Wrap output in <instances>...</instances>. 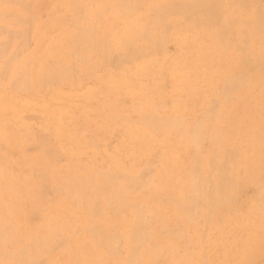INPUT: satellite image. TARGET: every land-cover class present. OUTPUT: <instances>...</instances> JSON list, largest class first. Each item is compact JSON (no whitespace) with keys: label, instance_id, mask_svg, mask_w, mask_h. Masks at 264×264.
I'll use <instances>...</instances> for the list:
<instances>
[{"label":"rangeland","instance_id":"374dc122","mask_svg":"<svg viewBox=\"0 0 264 264\" xmlns=\"http://www.w3.org/2000/svg\"><path fill=\"white\" fill-rule=\"evenodd\" d=\"M259 2H261V4H264V0H260ZM103 3L104 2H99L98 4L100 11L98 8L94 9L95 12L99 11L97 14H100V16L98 17V15H93V17L100 24L99 30L101 35L108 36L111 40L114 37L116 39V37L119 36L118 33H120L117 50L115 49L111 53L112 48L116 44L111 46L109 48V52H107V54H104L107 55L105 56L106 58L102 57L101 53L94 52V49L91 48L89 44L86 45L87 47H85L87 49L84 48L85 50L83 49V51H77L78 53L76 51H73L75 53H72L68 48L69 44H66L67 42L63 45L61 44L64 41H62L59 33L64 30V25L66 30L67 22L65 23L64 20H60L58 24L56 22L58 20L57 16L61 14L62 11V8L60 7L53 6L50 8H46L45 6H43L41 7L42 9H40V7L39 9H37L38 7L31 8L29 13L32 15L35 14V16H32V18H35L33 20L22 19L24 22H19L20 19H18L19 21H17L15 19L17 17H15V15L13 14L12 16L9 14L10 17H7L9 16L8 14L7 16L5 15V17L7 18H5L4 16L0 17V31L3 30L5 32L3 33L1 31L0 33V45L3 46V48L2 46H0V52L2 51L0 53V56H3V53H6V57H4V55L0 58V60H2L0 61V69L2 68L0 71L4 72L3 74L0 73V84L2 85H0V94L5 95H0V100H2L1 98L5 97V99L2 101H6L8 99V101H12L13 103H8L6 107L3 108L6 109V111L0 112V119L2 115H5V117L0 120V130L3 131V135L0 132V237L7 238L4 241L2 240L3 250L6 253L3 257H6V259L0 257V264H15L12 263L11 260L12 257L15 258L17 256L16 254L21 253L16 252L18 245H25L24 247H26L27 245V248L29 247L30 249H33L31 247H34L35 249L37 248V250L40 251H36V257H34L35 259L33 260L34 262L31 261L33 264L37 261L38 262L36 264H130L128 263V261L126 262V258L129 255V252L133 249L131 247H133L134 245H127L124 228H129V226L131 225L129 221H132V219L136 221L135 216L137 215L138 211L135 214V209H138L139 207L142 208V206V209H138L139 212L141 211V215L140 218L137 215V218H139L137 219V221H139L141 224L143 221L142 216H144L145 214L142 225H145L147 229H149L148 232H150L149 234L152 237L149 236V239L145 240L146 238L142 237L143 234H140L139 240H143V244L146 245L140 246V250L137 245L134 246L140 258L139 262L141 263L139 264H181V262L182 264H185L186 260L187 263H189V260L191 258H193L190 262L192 264H208V262L209 264H221V261L223 259H226L225 261L228 260V264H231V262L232 264L233 262L234 264H264V230L258 229L261 226L260 222H258L259 220L261 221V218L258 220L259 208H257L256 206L259 204V202L260 204L264 202V183L262 184V186L260 184H256V187L259 186V189H256L255 185L253 186L255 182L250 180L248 182L249 184H241V179L242 182L246 179L248 180L247 171L245 167L241 165L243 169L239 167L237 169V173L235 174L236 182L238 185L241 184V187L239 186L237 190H235V198L230 205H225L222 208H218L219 210L217 209L216 212H213V214H211V223L207 219L209 221L208 224L205 217H203L202 215H194V211H192V213L191 211H189L188 213L193 215L190 216L188 214L189 217H185V219H183L184 217L180 214H183V212L177 213L176 210L179 209V207L174 203L171 204L169 198H171V196H173V198L175 197L177 200L181 198V191H185L188 188L189 184L188 182H182V184L177 183L184 181L183 179H181V176L184 178H188V176L190 175V168L188 164L193 157L197 155H200L199 158H201L203 155L210 156L209 153L212 150V147L210 145L211 142L209 139H203L204 141L203 143H201L202 145L199 147V150H197L193 146L194 144H190V141L189 143H186L185 141H178L176 138V133L173 132L174 129L170 130L168 129V127L167 129L171 132L169 131L167 133H160L159 131H157V129L153 128L152 126L150 127L145 121H142L141 119L143 115H147L148 113L153 114L154 110H160L156 114L160 115L161 118L168 119L172 115L176 116L175 118L177 120H175V124L178 122L181 123V121L182 124H190L194 119H197V121L201 119L206 121L207 119L203 118L207 117V115L210 114L207 113L208 111H205L207 107L209 109V104H207V99L205 97L210 99L213 95V91L210 88L208 90L205 88L206 85L202 82V73L200 71H204L206 69V71L204 72H208L207 74H211L212 71L216 69L217 65H224V58L228 55V52L230 53V49L223 48L221 50H218V53L221 56L220 58L219 56H217L216 58V50L207 47L208 45H210V41L208 40L209 37H207V35L205 36V33L201 30V28H198V26L187 27V25L184 24L181 26V24H173L172 22H167L165 24L167 27L169 26L167 29H165V33H163L160 29L156 30V38L160 35V39L157 38L156 40V42L158 41V43H154V39V41H147L145 38L143 39V37L140 36L138 37V39L136 38L133 41L126 43L127 46H124L126 44H122L121 37L123 36L124 32V24H122V20H130L128 29H132L135 24L139 22H144V25L148 24V19H144L145 17L143 18V14L147 11L146 5L134 6L135 10L131 7L130 12L133 14L127 13L128 15L125 14V16L122 15V13L121 16H119L118 13L112 12L109 6H105ZM135 7L138 8L136 9ZM255 8L259 11L258 7ZM28 10L29 9L27 8L25 9L26 13L28 12ZM136 10H138V13L140 12L142 14L137 15ZM77 13L80 14H77L79 20L83 22L85 15H82V10L77 11ZM79 16H82V19ZM225 16L229 17L230 15L228 13H225ZM262 16L264 18V13L260 16L261 20ZM2 19L4 22L2 21ZM118 19H120L119 22ZM25 21L28 22V24L31 23L29 24L31 27L33 24V27L30 28V30L28 29L30 26H27V23H25ZM2 22L7 24H3ZM20 23L21 25H19ZM263 24L264 23H262V25ZM10 25L12 27L14 26L15 29ZM140 25L144 26L143 24ZM262 25H260V27ZM25 26L27 27L25 28L26 30L23 29ZM5 27H8L10 31H5ZM262 27H264V25ZM262 27L260 28L261 31L262 29H264ZM11 29L12 31H14L13 35H11ZM16 30H25L24 34H27L26 36H24L22 32H16ZM29 31L31 32V34H29ZM197 33L198 35H196ZM18 34L21 37H19ZM49 34L53 36L47 38V35ZM28 35H30V38L28 37ZM161 35H164L168 41L165 40V38L161 39ZM15 36H18L19 40H17L18 37ZM7 38L8 40L6 41ZM24 38L27 41H25L27 48L25 47V42L23 44V40H25ZM54 38L56 41L54 40ZM39 40L44 44L39 45ZM117 41L118 40H115V42ZM18 42L22 44H19ZM4 43L6 45L8 44L10 47L8 45L4 46ZM42 45L43 47L41 49L43 51L50 49L52 52L63 53V55L67 57L66 60L61 62L60 64L62 66V72L58 75L59 78L55 75L57 74L56 72H53L56 76H54V78L52 77L53 80L49 78L50 76L47 77L43 75L44 78L46 77V82L44 81V79L43 81L38 80L41 79V76H39L37 72L31 71V64H33L32 61L35 60L34 62H36V60L38 61L41 59L38 55V49L39 46L41 47ZM63 46L65 49L63 48ZM149 46L152 48L151 50ZM120 47L122 50L120 49ZM22 49L26 50L23 51ZM132 49L134 50L132 51ZM19 51H21V55L19 54ZM128 51L130 52V54ZM12 52H15V54ZM16 52L18 53L17 55ZM11 53L12 55L14 54L13 58L15 56L16 57L14 58L15 61L14 59H11L8 65L5 62L7 60V57H9ZM67 53H70V56L66 55ZM76 53L82 56H75ZM140 53L141 55L139 56L142 57L139 58V56L136 55ZM87 54H89V56ZM126 54H129L127 56L128 58L126 57L127 59L124 58ZM50 56L51 54L42 59V63L46 68L54 66L59 62L57 56L53 54L51 57ZM80 57L83 61L79 59ZM84 57L87 58V62H84V59H86ZM9 58H12V56H10ZM103 58L106 60H104ZM118 58L119 60H117ZM52 59L54 60L52 61ZM103 60L105 64L103 63ZM20 62L22 64H20ZM71 62L74 64V66ZM53 63L55 64L52 65ZM201 63H205L203 67H201ZM63 64L65 65L63 66ZM163 66L164 69H162ZM171 66L173 69L171 68ZM70 67L72 71H68ZM123 67H125V69ZM22 68L24 70H22ZM73 68L75 69L73 70ZM185 68H193L195 74L193 73L194 75L191 77L192 81L190 83V86L186 87L185 84H183L182 86H184L185 88L181 87V89H178L177 92V86L173 83L174 78L177 75H180L179 72L185 70ZM127 69L131 72L130 78H128L129 76L126 77V75L124 74ZM63 70L65 73H67H63ZM20 71H22L23 73H19ZM167 71L168 73L165 74V72ZM30 72L34 74L31 76ZM70 72L72 73L70 74ZM5 73H7V76L5 75ZM49 74L52 73L50 72ZM10 75L12 78L10 77ZM64 75L67 78L64 77ZM165 75L167 76L165 77ZM24 77L27 80V83ZM124 77H126L125 80ZM12 79L14 81L13 83L11 81ZM179 79L180 82H183L184 80L182 76L179 77ZM10 84H17L16 87L18 88V90L17 88H14L15 86L13 87ZM174 86L175 88L173 91ZM11 87H13V89H11ZM141 89L143 92L140 91ZM233 90L236 93H240L243 91L242 86L240 87V85ZM233 90L230 94V97H233L236 94ZM175 92L177 93L178 97L175 96ZM21 93H23L24 95ZM173 94L176 99L174 96L171 97V95ZM13 95L18 96L19 98L21 97L22 99L20 98L19 100H15V97H13ZM180 95L181 98L179 97ZM11 96L13 97V100ZM23 97L28 99L26 100ZM165 98L169 100H166ZM178 98H180V100ZM175 101L177 103H175ZM231 101L232 100H230L228 105L225 107L220 103V105L215 104L216 106H210V109L217 111L219 109L218 107L221 106L220 111L223 110V108H226L227 110H231L232 108L234 110L235 116L234 119H231V121L234 123L230 122L229 124L223 121L218 127H223L224 123L226 124V126L229 124L232 127V130L234 129L233 133H235V141H239V144H243V139L245 138L244 136H246L247 134L246 130L247 128L249 129V125L251 122L249 118H264V105H262V107H259V112L262 117H260L258 114V116H256V113L251 114L250 112L247 116H244L245 105L247 103L242 99H237L235 102ZM248 102L252 103L253 101L249 99ZM141 104L145 106H142ZM136 107L137 109L135 110ZM160 108H163V110H161ZM175 108H177V113H174ZM172 109L173 112L170 111ZM212 110L210 111L212 112ZM11 117L14 118L11 119ZM178 118L180 120H183L180 121ZM251 123V125H253V123L256 124L255 121H252ZM233 126H235V128ZM139 127L140 129L147 131L145 133L140 131L137 132L136 128ZM136 133L137 135H135ZM164 134L166 136H164ZM5 135L8 137L9 135L13 136L9 139L10 141H7L8 139L3 137ZM140 135L146 137H142ZM90 139L93 140V143ZM40 140L41 143L39 142ZM226 141L224 142L226 144V147H228L227 144L230 145L231 143L228 140ZM177 145L179 146L177 147ZM50 147L53 148L50 149ZM45 149L48 151H46ZM49 151L50 153L52 151V155H49ZM214 151L216 152V150ZM46 152L48 154L45 155ZM156 155L158 156V158ZM162 156H165V158ZM240 156L241 158H244L241 153ZM148 164H150L151 169L150 166L149 168L145 166ZM236 164V162L231 161V167L229 169L230 172L235 169ZM212 170L214 171V175H217V173L218 175L227 173V169H224L222 174H220L221 170L216 167H214ZM120 172L123 174L121 175L125 176L127 179L125 177L122 179V176L121 178H119ZM96 173L98 175H96ZM115 173H117V176L119 175L118 178ZM108 174L114 175V177L111 175L113 179H115L113 180L115 187H113L116 189L117 186V189H122V191L124 192L123 197L125 200L121 201L118 204V208H116L117 206L114 205V202H111V206L110 204L99 205L96 208L92 207L90 210L88 205H91L98 199H93L92 187L90 188L85 184L78 183V181L85 180L86 177L91 178L93 175L92 179L94 178L93 180L98 184V186H102L103 184L101 183H104L106 181V176ZM138 176L140 178L138 182H136ZM148 176L150 179L147 178ZM131 177L134 179V181L133 179L130 180ZM135 177H137V179ZM128 180L133 183L131 184ZM60 181L65 182L66 185H60ZM143 181L144 183H142ZM123 185H128V189ZM175 186L178 187V189H176ZM68 188H71L72 190ZM246 188H248L247 191ZM256 190L259 191V194L262 193L263 195H259L258 191ZM41 191H43L44 193ZM71 191L73 195H69ZM78 191L80 194H78ZM76 193L79 198L76 197ZM177 194L179 195V197ZM96 196L102 197L101 192H96L95 197ZM236 196H238L237 199ZM257 196H259V198ZM175 198L173 200H175ZM177 200L173 202H176ZM182 200L184 201V199ZM182 200H180L179 203H183L184 207L187 206V202H182ZM130 203H132L133 207H130ZM172 205H175L176 207ZM180 207H182V205ZM208 207L211 208V206ZM233 208H235V212L232 210ZM93 209L99 210L94 211ZM142 210L146 212H143ZM184 216H186V214ZM189 218L191 219V222L188 220ZM245 218H247V222ZM122 220L129 221L122 222ZM194 220H197V222ZM205 223L207 226H203ZM252 223L253 225H251ZM5 225L8 226V230L6 229ZM88 225L91 227H89ZM163 225L164 228H162ZM175 225H178L179 227H174ZM218 225L220 227H218ZM247 225L251 228L246 227ZM172 226L176 231L180 230L178 234L175 231L173 232L175 236H170L171 238L169 237V235L164 237L165 235H163L161 231L168 230L169 227ZM111 227L114 228L113 232H111ZM50 228L52 229V231L50 230ZM183 229L185 232L183 231ZM214 229L215 232L213 233ZM91 230H96V233H98L101 238H98V240L95 238L93 239L90 236L92 235ZM116 231L117 234L115 235V238H117L119 241L115 239L116 242L114 244L116 248H114V244L113 248H111L112 245H110L111 243L108 239L109 237L114 236ZM210 232L212 234H210ZM207 235L209 236V240L204 238ZM199 236L203 237V239L199 238ZM199 239L202 240V242L203 240H205L204 245H207L204 246ZM46 241H48L49 243ZM184 241L190 246L188 247V245L186 244V247ZM51 242L53 247H51ZM94 242L95 245L93 244ZM251 242L254 243L251 244ZM38 243H40L41 245V250L39 249ZM96 243L100 245H96ZM117 243L118 245L120 243L121 246H118L120 247V249H118ZM155 245H161L166 248L168 246L170 247H168L167 249H163L164 252L162 250L158 252L160 254V256H158L159 254L154 253ZM221 245H223V247ZM172 246H178L177 251H175L173 255L172 250L174 252V250L176 249H172ZM24 247L22 248V253H24ZM149 247L152 248L150 249ZM35 249H33V251H35ZM190 249L191 253L189 252ZM243 250H246V253L242 255ZM198 251L200 252L198 253ZM204 251L206 253H204ZM12 252L13 254H11ZM141 252L143 255H141ZM9 253L10 255H7ZM168 253L169 255H167ZM156 254L158 258L154 257L156 256ZM203 255H206V260L203 259ZM220 255L224 256L221 257ZM7 256H10V259H8ZM195 258L198 261L195 262ZM43 259L45 261H43ZM31 262H28V264H32Z\"/></svg>","mask_w":264,"mask_h":264},{"label":"bare ground","instance_id":"6f19581e","mask_svg":"<svg viewBox=\"0 0 264 264\" xmlns=\"http://www.w3.org/2000/svg\"><path fill=\"white\" fill-rule=\"evenodd\" d=\"M260 0H0V17H5V15L7 16V14L11 15H15V18L17 21H19L18 19H20L19 22H24L22 19H31L33 20L34 18H32V16L35 14H30V10L31 8H36L38 7L37 9H42L41 7L45 6L46 8H50V7H53V6H57V7H60L62 8L61 10V14H59L57 16V24L59 23L60 20H64L66 25H67V28L65 30V25H64V30H62L60 33H59V36L61 37L62 41H64L63 43H61L62 45L65 44H69V50L72 52V53H75L73 51H80L87 47L86 45H90L91 48L94 49V52H98V53H101V56L102 57H105L107 55H104V54H107V52H109V48L111 46H113L114 44H116L112 50H111V53L116 49L117 50V47H118V42H119V36H120V33L118 37H115L113 39L110 40V38L108 36H103L101 35L100 33V28H99V23L98 21L93 17L94 16H97L98 12L100 11V8L98 7V4L99 2H104L103 4L105 6H109L110 10L114 13H118L119 16L122 15H125V14H129L131 13L130 12V8L132 7V9H134V6H140V5H146V12L143 14V18L144 19H148V24L144 25V22H139V23H136L135 26L132 28V29H128V25L130 23V20H122V24H124V32H123V36L122 37V44H126V43H129L131 41H133L134 39H138V37H143V39L145 38L147 41L148 40H152L155 42L154 43H158V41L156 42L157 38L160 37L155 36V32L156 30L160 29L163 33H165V29H167L168 27L165 25L167 22H172L173 24H181V26L184 24V25H187V27L189 26H198V28H201V30L205 33V36L207 35V37H209V41H210V45H208L207 47L210 48V49H214L216 50V58L217 56H219L220 58V54L218 53V50H221L223 48H228L230 49V53L228 52V55L225 56V60H224V65H217L216 66V69H214L212 71L211 74H207L205 73L204 71H206V69L204 71H200L202 73V82L203 84L206 85V89L208 90L209 88L213 91V95L211 96L210 99H208L207 97H205L207 100V104H209V109L207 107V109L205 110L207 113H209L210 115H207V117L203 118V119H207L206 121L205 120H198L197 119H194L192 120L193 122H191L190 124H182V121L183 119H179L181 121V123H174L175 120H177L175 117L176 116H171L170 118H161L160 115L156 114L158 113V111L160 110H154V113L153 114H150L148 113L147 115H143V117L141 118L142 121H145L150 127L152 126L153 128L157 129V131H159L160 133H167L169 132L171 129H174V133H176V138L178 141H185L186 143H189L190 141V144H194L193 146L199 150V147L202 145L201 143H203V141L205 139H209L210 142H211V147H212V150L210 151L209 155L210 156H206V155H201L202 157L199 158L200 155H197L195 157H193L190 161H189V168H190V175L188 176V178H184L181 176V179H183L184 181H181V182H178L177 184H182V182H188L189 186L188 188L184 191L182 190L181 191V198L180 199H176L175 197V200H177L176 202H173L175 200H173V196H171V198H169L171 204L174 203L176 204V206L179 207V209H177V213L178 212H183V214L186 216H184L182 213H180L183 217V219H185V217H189L192 216L193 214H198V215H202L203 217H205L207 223L209 224V221L212 217L211 214H213V212H216L218 208H222L224 207L225 205H230L232 202H233V199L235 198V190H237V188L240 186L241 187V184H249V180L250 181H253L255 182V184H253V186L255 185V187L257 185H261L264 183V118H249L250 121H255L256 124L253 123V125H251L252 123L250 122V125H249V129L247 128L246 132V136H244L245 138L243 139L244 142L243 144L242 143H238L236 142V138L234 137V134L233 133L234 129L232 130V127L229 125L231 121V119L233 118L234 119V116H235V113H234V110L231 108V110H227L226 108H223V110L220 111V107H218L219 109L217 111H214L212 109H210V106L212 105H220V103L222 105L227 106L229 101L232 100V101H236L237 99H242L244 100L247 104L245 105V115L244 116H247L249 114V112L252 114V113H256V116H260V112H259V107H262V105H264V29H262L261 31V27L264 25H262V23H264V18L262 16V20H261V15L264 13V4H261V2H259ZM103 5V6H104ZM29 6V7H28ZM255 7H258L259 11L255 8ZM29 9L28 12L26 13L25 9ZM95 8H98L99 11L98 12H95ZM136 9L138 7H135ZM33 10H36V9H33ZM79 10H82V15H85L84 16V21L81 22L77 16L80 15L79 13H77V11ZM107 10V9H106ZM135 10V9H134ZM39 11V10H38ZM138 10H136V13L137 15H141L142 13H138L137 12ZM34 12V11H32ZM37 12V11H36ZM35 12V13H36ZM263 12V13H261ZM101 13V12H100ZM225 13H228L230 16L229 17H226L225 16ZM127 14V15H128ZM133 14V13H131ZM7 16V17H10ZM37 15V14H36ZM135 15V14H134ZM100 16V14L98 15V17ZM126 16V15H125ZM5 17V18H7ZM29 17V18H27ZM80 17V16H79ZM82 17V16H81ZM80 17V18H81ZM3 18V19H5ZM94 18V19H93ZM101 18V17H100ZM99 18V20H100ZM142 18V19H143ZM2 19V21H3ZM14 19V20H15ZM82 19V18H81ZM98 19V18H97ZM128 19V18H127ZM27 20V21H28ZM120 19H118V22H119ZM15 21V22H17ZM4 22V21H3ZM2 22V23H3ZM7 22V20H6ZM9 22V21H8ZM17 22V23H19ZM31 22H35V21H31ZM25 23H27V26L31 23L28 24V22L25 21ZM3 24H7V23H3ZM16 24V23H15ZM14 24V25H15ZM140 24H143L144 26L140 25ZM21 25V23L19 24ZM25 25V24H23ZM53 25V24H52ZM168 25V24H167ZM260 25H262L260 27ZM11 26V25H10ZM9 26V27H10ZM30 26V25H29ZM54 26V25H53ZM63 26V25H62ZM180 26V25H179ZM12 27V26H11ZM32 27H33V24H32ZM31 26L28 28L30 30V28H32ZM38 27V26H37ZM166 27V28H165ZM185 27V26H184ZM14 28V26L12 27ZM18 28V27H17ZM16 28V29H17ZM21 28V27H20ZM27 28L26 26L23 28L25 29ZM63 28V27H62ZM172 28V27H171ZM174 28V27H173ZM196 28V27H195ZM264 28V27H262ZM1 29V28H0ZM5 31L9 32L10 30L8 29V27L4 28ZM15 29V28H14ZM19 29V28H18ZM22 29V28H21ZM114 29V28H113ZM197 29V28H196ZM9 30V31H8ZM26 30V29H25ZM24 31H18L16 30V32H22L24 36H26V34H24ZM34 30V29H33ZM41 30V29H40ZM173 30V29H172ZM176 30V29H175ZM178 30V29H177ZM3 33H5L3 30H1ZM0 31V33H1ZM119 31V30H118ZM167 31V30H166ZM184 31V30H183ZM200 31V30H199ZM11 32L13 35L14 31H12L11 29ZM27 32V31H26ZM38 32V31H37ZM117 32V30H116ZM21 33V35H22ZM39 33V32H38ZM167 33V32H166ZM20 34V33H19ZM18 34V35H19ZM29 34H31V32L29 31ZM42 34V32H41ZM51 34V33H50ZM47 35V38L50 37V36H53V35ZM142 34V35H141ZM178 34V33H177ZM203 34V33H202ZM2 35V34H1ZM15 35V34H14ZM45 35V34H44ZM115 35V34H113ZM198 35V33L196 34ZM204 35V34H203ZM8 36V35H7ZM10 36V35H9ZM30 35H28L29 37ZM38 36V35H37ZM46 36V35H45ZM44 36V37H45ZM11 37V36H10ZM15 37H18V36H15ZM19 37H21L19 35ZM19 37L17 38V40H19ZM41 37V36H40ZM39 37V38H40ZM59 37V38H60ZM198 37V36H197ZM12 38V37H11ZM26 38V37H25ZM24 38V39H25ZM30 38V37H29ZM156 38V39H155ZM165 38V40H167L168 38V34H167V38L164 36V35H161V39ZM13 39V38H12ZM11 39V40H12ZM27 39V38H26ZM23 40V44L24 42L26 41ZM52 39V38H51ZM58 39V38H57ZM154 39V40H153ZM160 39V38H159ZM158 39V40H159ZM199 39V38H198ZM8 40V38L6 39V41ZM28 40V39H27ZM55 40V38H54ZM52 40V41H54ZM60 40V39H59ZM115 40H118L117 42H115ZM164 40V41H165ZM200 40V39H199ZM1 41V39H0ZM5 41V40H4ZM42 41V39H41ZM56 41V40H55ZM114 41V43H113ZM121 41V40H120ZM146 41V43H147ZM162 41V40H161ZM168 41V40H167ZM20 42V41H19ZM18 42V43H19ZM22 42V41H21ZM27 42V41H26ZM26 42H25V47L27 48L26 46ZM40 42V40H39ZM163 42V41H162ZM161 42V43H162ZM16 43V42H15ZM46 43V42H45ZM55 43V42H54ZM152 43V42H151ZM160 43V42H159ZM19 44H22V43H19ZM28 44V43H27ZM40 44H44L43 42L39 43ZM50 44V43H48ZM52 44V43H51ZM60 44V45H61ZM163 44V43H162ZM193 44V43H192ZM199 44V43H198ZM4 46L6 45L5 43L3 44ZM8 45V44H7ZM6 45V46H7ZM59 45V44H58ZM61 45V46H62ZM156 45V44H155ZM161 45V44H160ZM2 46V45H0ZM9 46V45H8ZM17 46V45H16ZM19 46V45H18ZM37 46V45H36ZM46 46V45H45ZM51 46V45H50ZM57 46V45H56ZM65 46V45H64ZM63 46V48H64ZM124 46H127L124 45ZM130 46V45H129ZM163 46V45H162ZM10 47V46H9ZM43 47V45L40 47L39 46V49H38V55L40 56V60H36V62L32 61L33 64H31L32 68H31V71L32 72H37L39 74V76H41V79H38V80H42L44 79L45 81V78L43 77V75L45 76H50L49 78L52 79V77L54 78V76L56 75L58 78H59V74L62 72L61 71V62L65 61L67 57H65L63 55V53H60V52H52L50 49L48 50H45L43 51L41 48ZM133 47V46H132ZM150 47V46H149ZM156 47V46H155ZM160 47V46H159ZM1 48V47H0ZM3 48V46H2ZM20 48V46H19ZM18 48V49H19ZM47 48H48V45H47ZM53 48V47H51ZM55 48V47H54ZM59 48V47H58ZM89 48V47H88ZM123 48V46H122ZM144 48V47H143ZM207 48V49H208ZM21 49V48H20ZM62 49V47H61ZM65 49V48H64ZM87 49V48H85ZM84 49V50H85ZM121 49V47H120ZM127 49V48H126ZM152 48L150 47V50ZM161 49V48H160ZM191 49V47H190ZM4 50V49H3ZM14 50H15V47H14ZM23 50V49H22ZM26 49H24L23 51H25ZM30 50V49H29ZM37 50V49H36ZM34 50V51H36ZM122 50V49H121ZM131 50V49H130ZM129 50V51H130ZM134 49H132L133 51ZM142 50V49H141ZM156 50V49H155ZM154 50V51H155ZM162 50V49H161ZM206 50V49H204ZM60 51V49H59ZM62 51V50H61ZM127 51V50H126ZM125 51V52H126ZM128 51V52H129ZM136 51V50H135ZM2 52V51H1ZM0 52V53H1ZM63 52V51H62ZM131 52V51H130ZM129 52V54H130ZM138 52V51H137ZM135 52V53H137ZM140 52V51H139ZM163 52V51H162ZM193 52V51H192ZM191 52V53H192ZM210 52V51H209ZM15 54V52H12ZM12 53L10 54V56H12V58H9L7 57V60L5 63H7L9 65L11 59H14L13 56L14 54L12 55ZM31 53V52H29ZM36 53V52H35ZM71 53V54H72ZM78 53V52H77ZM75 54L78 55V56H82L80 54ZM134 53V54H135ZM158 53V52H157ZM156 53V54H157ZM197 53V52H196ZM18 53L16 52V55ZM19 54L21 55V51H19ZM28 54V52H27ZM51 54L57 56L59 62L54 65L55 63H53L52 65L54 66H50L49 68H46L45 65L42 63V59L49 56ZM92 54V53H91ZM103 54V55H102ZM119 54V53H118ZM129 54H126L125 55V59H127L128 55ZM133 54V55H134ZM148 54V53H147ZM211 54V53H210ZM5 55V56H4ZM37 55V56H38ZM66 55H69L70 56V53L66 54ZM73 55V54H72ZM71 55V56H72ZM89 56V54H87ZM132 55V54H131ZM141 55L140 54H137L136 56H139ZM159 55V54H158ZM194 55V54H193ZM197 55V54H196ZM3 56L6 57V53L4 54L3 53ZM2 55L0 56L3 57ZM23 56V55H22ZM29 56V55H28ZM33 56H34V53H33ZM50 56V57H51ZM73 56V57H75ZM113 56V55H112ZM121 56V55H120ZM118 56V57H120ZM72 57V58H73ZM123 57V56H122ZM127 57V58H126ZM142 57V56H139V58ZM199 57H202V56H199ZM198 57V58H199ZM211 57V56H210ZM19 58V57H18ZM17 58V59H18ZM49 58V57H48ZM86 58V57H84ZM106 58V57H105ZM115 58V56H114ZM81 61H83L81 59V57L79 58ZM104 59V58H103ZM197 59V58H196ZM207 59H210V58H207ZM21 60V59H20ZM28 60V58H27ZM31 60V59H30ZM54 59H52L53 61ZM106 60V59H104ZM104 60H103V63H104ZM119 60V58L117 59ZM121 60V59H120ZM192 60V59H191ZM212 60V59H211ZM2 61V60H0ZM9 61V62H8ZM15 61V59H14ZM44 61V60H43ZM87 62V58L84 59V62ZM91 61V60H90ZM102 61V60H101ZM143 61V60H142ZM171 61V60H170ZM201 61V60H200ZM209 61V60H208ZM215 61V60H213ZM24 62V61H23ZM76 62V61H75ZM79 62V61H78ZM106 62V61H105ZM152 62V61H151ZM206 62V61H204ZM28 63V62H27ZM72 63V62H71ZM196 63V62H195ZM203 63V62H202ZM201 63V64H202ZM211 63V61H210ZM12 64V63H11ZM20 64H22L20 62ZM30 64V63H29ZM28 64V65H29ZM73 64V63H72ZM105 64V63H104ZM103 64V65H104ZM193 64V63H192ZM205 64V63H204ZM201 65V67H203V65ZM208 64V63H207ZM1 65V64H0ZM14 65V64H13ZM27 65V64H25ZM24 65V66H25ZM49 65V64H48ZM65 64H63L64 66ZM78 65V64H77ZM195 65V64H194ZM200 65V64H199ZM198 65V66H199ZM209 65V64H208ZM5 66V65H4ZM3 66V67H4ZM30 66V67H31ZM47 66V65H46ZM70 66V65H69ZM74 66V64H73ZM76 66V65H75ZM166 66V65H165ZM173 66V65H172ZM171 66V68H172ZM180 66V65H178ZM177 66V67H178ZM19 67V65H18ZM26 67V66H25ZM28 67V66H27ZM93 67V66H92ZM143 67V66H142ZM200 67V66H199ZM200 67V68H201ZM5 68V67H4ZM7 68V67H6ZM125 69V67H123ZM170 68V69H171ZM175 68V67H174ZM2 69V68H1ZM0 69V70H1ZM16 69V67H15ZM75 68H73L74 70ZM164 69V66L163 68ZM161 69V70H162ZM173 69V68H172ZM171 69V70H172ZM176 69V68H175ZM196 69V68H195ZM203 69V68H202ZM201 69V70H202ZM11 70V69H10ZM22 70H24L22 68ZM26 70V69H25ZM65 70V68H64ZM63 70V73H65ZM68 70V69H67ZM123 70V69H122ZM161 70H160V73H161ZM170 70V71H171ZM5 71V69H4ZM8 71V70H7ZM68 71H72L71 70V67L69 68ZM94 71V70H93ZM125 71V70H124ZM173 71V70H172ZM197 71V70H196ZM26 72V71H25ZM52 73V74H49V73ZM53 72H56L57 74L54 75ZM0 73H4L3 71ZM19 73H23L22 71H20ZM31 73V72H30ZM62 73V74H63ZM67 73V72H66ZM65 73V74H66ZM72 72H70L71 74ZM168 73L165 72V74ZM173 73V72H172ZM180 75H177L175 78H174V85L177 86V92H178V89H181V87H184L182 86L183 84H185L186 87H189L190 86V83H191V77L195 74L194 73V69L193 68H185V70L183 71H180L179 72ZM194 73V74H193ZM7 73H5L6 75ZM18 74V73H16ZM34 74V73H33ZM31 73V76L33 75ZM49 74V75H48ZM124 74L127 76H129L128 78L131 77V72L130 70H126L124 72ZM171 74V73H170ZM4 75V76H5ZM23 75V74H21ZM26 75V73H25ZM69 75V74H68ZM198 75V74H197ZM201 75V74H200ZM210 75V77H209ZM7 76V75H6ZM9 76V75H8ZM55 76V77H56ZM167 75H165L166 77ZM184 79L183 82H180V79L179 77H181ZM11 77V75H10ZM64 77H66L64 75ZM90 77V76H89ZM126 77H124V80L126 79ZM171 77V76H170ZM1 78V77H0ZM12 78V77H11ZM10 78V79H11ZM14 78V76H13ZM16 78V77H15ZM32 78V77H31ZM30 78V79H31ZM63 78V77H62ZM67 78V77H66ZM25 79V77H24ZM33 79V78H32ZM64 79V78H63ZM163 79H164V76H163ZM172 79V78H171ZM201 79V78H200ZM4 80V79H3ZM20 80V79H19ZM18 80V81H19ZM26 80V79H25ZM49 80V79H48ZM53 80V79H52ZM59 80V79H58ZM1 81V80H0ZM12 83L14 82L13 79L11 80ZM10 81V82H11ZM16 81V80H15ZM33 81V80H32ZM56 81V80H55ZM142 81V80H141ZM162 81V80H161ZM173 81V80H172ZM200 81V80H199ZM46 82V81H45ZM54 82V81H53ZM60 82V81H59ZM201 82V81H200ZM217 82V83H216ZM7 83V82H6ZM17 83V82H16ZM26 83H27V80H26ZM55 83V82H54ZM172 83V84H173ZM182 83V84H181ZM197 83V82H196ZM5 84V83H3ZM20 84V83H19ZM44 84V82H43ZM159 84V82H158ZM180 84V85H179ZM1 85V84H0ZM11 86H15L14 88H17V84L14 85V84H10ZM30 85V84H29ZM156 85V84H155ZM164 85V84H163ZM240 87L242 86V89L243 91L242 92H235L233 89L237 86ZM2 86V85H1ZM20 86V85H19ZM145 86V85H144ZM168 86V85H167ZM173 86V85H172ZM13 87H11V89H13ZM5 88V87H4ZM22 88V87H21ZM174 88L175 86L173 87V91H174ZM185 88V87H184ZM194 88V87H193ZM6 89V88H5ZM10 89V90H11ZM204 89V88H202ZM263 89V90H262ZM9 90V91H10ZM18 90V88H17ZM199 90V89H198ZM232 90L236 93L233 97H230V94L232 92ZM14 91V90H13ZM29 91V90H28ZM142 91V89L140 90ZM146 91V89H145ZM180 91V90H179ZM262 91H263V94H262ZM11 92V91H10ZM27 92V91H26ZM143 92V91H142ZM141 92V93H142ZM193 92V91H192ZM5 93V92H4ZM128 93V92H127ZM170 93V92H169ZM176 93V92H175ZM174 93V94H175ZM7 94V93H6ZM23 94V93H21ZM20 94V95H21ZM164 94V93H163ZM172 94V92H171ZM171 95L172 96H174ZM181 94V93H179ZM178 94V95H179ZM0 95H4V94H0ZM19 95V94H18ZM24 95V94H23ZM203 95V94H202ZM208 95V94H207ZM5 96V95H4ZM9 96V95H8ZM27 96V95H25ZM177 96V93L176 95ZM174 96V97H175ZM184 96V95H183ZM12 97V96H11ZM15 97V100H19L20 98L18 96H14ZM13 97H12V100H13ZM29 97V96H28ZM44 97V96H43ZM178 97V96H177ZM181 98V95L179 96ZM25 98V97H23ZM180 98H178L180 100ZM197 98V97H196ZM2 100L5 99L4 98H1ZM7 99V98H6ZM22 99V98H21ZM26 99V98H25ZM28 99V98H27ZM26 99V100H27ZM31 99V98H30ZM144 99V98H143ZM166 99V98H165ZM171 99V98H170ZM176 99V97H175ZM187 99V98H185ZM204 99V97H203ZM251 99L253 102L250 103L248 102V100ZM0 100V112H5L6 109H3L6 107V105L8 103H12V101H8V99L6 101H2ZM11 100V99H10ZM160 100V99H159ZM166 100H169V99H166ZM165 100V101H166ZM178 100V101H179ZM182 100V99H181ZM201 100V99H200ZM172 101V100H170ZM177 101V100H176ZM175 101V103H177ZM202 101V100H201ZM231 101V102H232ZM34 102V101H32ZM31 102V103H32ZM163 102V101H162ZM180 102V101H179ZM185 102V101H184ZM193 102V101H192ZM195 102V101H194ZM233 102V103H234ZM19 103V102H18ZM23 103V102H22ZM232 103V104H233ZM13 104V103H12ZM167 104V103H166ZM235 104V103H234ZM245 104V103H244ZM142 105V104H141ZM215 105V106H216ZM23 106V105H22ZM142 106H145V105H142ZM147 106V105H146ZM155 106V105H154ZM163 106V105H162ZM167 106V105H166ZM208 106V105H206ZM214 106V107H215ZM32 107V106H31ZM148 107V106H147ZM182 107V106H180ZM232 107V106H231ZM26 108V107H25ZM60 108V107H59ZM164 108V107H163ZM163 108H160L161 110H163ZM184 108V107H183ZM199 108V107H198ZM205 108V107H204ZM212 108V107H211ZM217 108V107H216ZM29 109V108H27ZM63 109V108H62ZM61 109V110H62ZM137 109V107L135 108V110ZM168 109V108H167ZM215 109V108H214ZM153 110V109H152ZM166 110V109H165ZM179 110V109H178ZM193 110V109H192ZM212 110V112L210 111ZM216 110V109H215ZM48 111V110H47ZM63 111V110H62ZM61 111V112H62ZM171 112H173V109L170 110ZM23 112V111H22ZM64 112V111H63ZM181 112V111H180ZM184 112V110H183ZM191 112V111H190ZM10 113V112H9ZM20 113V112H19ZM47 113V112H46ZM174 113H177V108H175V111ZM194 113V112H193ZM14 114V113H13ZM12 114V115H13ZM170 114V113H169ZM168 114V115H169ZM258 114V115H257ZM11 115V114H10ZM16 115V114H15ZM167 115V114H166ZM224 115V117H223ZM264 115V114H263ZM128 116V115H127ZM146 116V117H145ZM203 116V115H202ZM201 116V117H202ZM5 115H2L1 119L4 118ZM10 117V116H9ZM18 117V116H17ZM115 117V116H114ZM239 117V116H238ZM8 118V117H7ZM14 118V117H11V119ZM121 118V117H120ZM125 118V117H124ZM224 118V119H223ZM236 118V117H235ZM0 119V120H1ZM144 119V120H143ZM36 120V119H35ZM91 120V119H90ZM137 120V119H135ZM178 120V121H179ZM225 121L227 123H229L227 126L226 124L224 123V126L222 127H218L220 126V124ZM234 121V120H233ZM14 122V121H13ZM137 122V121H136ZM144 122V123H145ZM142 123V124H144ZM234 123V122H232ZM133 124V123H132ZM178 124V125H177ZM1 125V124H0ZM127 125V124H126ZM172 125H173V128H172ZM149 127V128H150ZM169 127V128H168ZM235 128V126H233ZM146 128V127H145ZM170 130H168V129ZM144 129V128H143ZM251 129V130H250ZM137 132L140 131V132H143L145 133L146 131L145 130H142L139 128H136ZM135 130V131H136ZM1 134L3 135V131L0 130ZM171 132V131H170ZM149 133V132H147ZM159 133V134H160ZM137 135V133L135 134ZM13 135H9L8 136H3L4 138L8 139L7 141H10L9 139L12 137ZM142 136V135H140ZM162 136V134H161ZM164 136H166L164 134ZM168 136V135H167ZM237 136V135H236ZM43 137V136H42ZM128 137V136H127ZM142 137H146V136H142ZM37 138V137H36ZM238 138V137H237ZM160 139V138H158ZM204 139V140H203ZM43 140V139H42ZM46 140V139H45ZM91 140V139H90ZM230 141V145L227 144L228 147H226V144L224 141ZM242 140V141H243ZM93 140H91L92 142ZM41 143V140L39 141ZM43 142V141H42ZM177 142V141H176ZM209 142V143H210ZM227 142V141H226ZM39 143V144H40ZM93 143V142H92ZM91 143V144H92ZM179 143V142H178ZM185 143V145H186ZM46 144V142H45ZM155 144V143H153ZM152 144V145H153ZM180 144V143H179ZM189 144V145H190ZM93 145V144H92ZM176 145V143H175ZM179 145H177L178 147ZM47 147V146H46ZM162 147V146H161ZM175 147V146H174ZM176 147V148H177ZM190 147V146H189ZM53 148V147H52ZM50 147V149H52ZM151 148V147H150ZM44 149V148H43ZM48 149V148H47ZM49 149V150H50ZM46 150V149H45ZM216 150V152L214 151ZM48 151V150H46ZM244 151H245V154H244ZM218 152V153H217ZM49 155H52V151L50 153V151L48 152ZM47 152L45 153L48 154ZM55 153V152H54ZM176 153V152H175ZM240 153L242 154V156L244 158H241L240 156ZM163 154V153H162ZM48 155V156H49ZM132 155V154H131ZM157 156V155H156ZM165 158V156H162ZM161 157V158H162ZM176 157V156H174ZM51 158V157H49ZM158 158V156H157ZM163 158V159H164ZM171 158V157H170ZM199 158V159H198ZM55 159V158H54ZM154 159V158H153ZM231 161L233 162H236V166H235V169L230 172V167H231ZM150 162V161H149ZM164 162V161H163ZM118 163V162H117ZM241 165H243L247 171V174H248V180H244L242 182V179L240 180L241 184L238 185L237 182H236V177H235V174L237 173V169L239 167H241ZM149 168L150 164L148 165H145ZM1 167V166H0ZM216 167L218 169L221 170V173L224 171V169H227V173L223 174V175H214L213 174V168ZM234 167V166H233ZM118 168V167H117ZM147 168V170H148ZM242 168V167H241ZM95 169V168H94ZM146 169V167H145ZM150 169H151V166H150ZM149 169V170H150ZM243 169V168H242ZM96 170V169H95ZM116 170V169H115ZM142 170V169H141ZM166 170V169H165ZM189 170V169H187ZM122 171V170H121ZM143 171V170H142ZM146 171V170H145ZM208 171V172H207ZM94 172V171H93ZM118 173V172H117ZM117 173L116 176H117ZM122 173L120 172V176L119 178H121V175ZM141 174V172H140ZM150 174H153V173H150ZM189 174V173H188ZM96 175H98L96 173ZM106 175V174H105ZM104 175V177H105ZM113 177L114 175L111 174ZM111 175H107L106 176V181L101 184H103L102 186H98V184L92 179L91 175L90 177L91 178H85V180H79L78 183H81V184H85L87 186H89L90 188L92 187V192H93V199H98L96 200L95 202H93L91 205L89 204L88 207L89 209L91 210L92 207L96 208L98 207L99 205H108L110 204L111 206V202H114V205H116L118 208V204L121 202V201H124V197H123V194L124 192L122 191V189H117V186H116V189L114 188L115 187V184H114V181L115 179H113V177ZM145 175V174H144ZM184 175V174H183ZM115 176V177H116ZM117 176V178H118ZM142 176V175H141ZM146 176V175H145ZM152 176V175H151ZM125 176H122V179L124 178ZM36 178V177H35ZM116 178V179H117ZM126 178V177H125ZM130 178V177H129ZM137 179V177H135ZM139 176H138V179L136 182H138L139 180ZM146 178V177H145ZM148 179L149 176L147 177ZM41 179V178H40ZM122 179H118V180H122ZM127 179V178H126ZM133 178L131 177L130 180H132ZM144 179V177H143ZM147 179V180H148ZM116 180V181H118ZM58 181V179H57ZM75 181V180H74ZM126 181V180H125ZM124 181V182H125ZM129 181V180H128ZM134 181V179H133ZM150 181V180H149ZM40 182V181H39ZM76 182H77V179H76ZM131 184L133 182L129 181ZM128 182V183H129ZM252 182V183H253ZM77 183V184H78ZM127 183V182H126ZM140 183V182H139ZM144 183V181L142 182ZM141 183V184H142ZM251 183V184H252ZM60 185H66L65 182H59ZM67 184H70V183H67ZM114 184V185H113ZM123 184V183H122ZM125 184V183H124ZM136 184V183H135ZM146 184V183H145ZM257 184V185H256ZM75 185V184H74ZM137 185V184H136ZM135 185V186H136ZM147 185V184H146ZM114 186V187H113ZM124 186V185H123ZM133 186V185H132ZM185 186V185H184ZM69 187V186H68ZM100 187V188H99ZM125 188L127 187L128 189V185H125L124 186ZM137 187V186H136ZM259 187V186H258ZM256 187V189L258 188ZM121 188V187H120ZM138 188V187H137ZM140 188V186H139ZM146 188V187H145ZM176 189H178V187L175 186ZM67 189V187H66ZM68 189H71V188H68ZM89 189V188H88ZM125 189V190H127ZM133 189V188H132ZM259 189V188H258ZM72 190V189H71ZM124 190V191H125ZM135 190V189H134ZM248 190V188H246V191ZM35 191V190H34ZM74 191V190H73ZM100 191L101 192V196L102 197H99V196H96L95 197V194L96 192ZM258 191V190H256ZM262 191V190H261ZM260 191V192H261ZM43 192V191H41ZM48 192V191H47ZM56 192V191H55ZM68 192V191H67ZM133 192V191H131ZM135 192V191H134ZM136 192H137V189H136ZM44 193V192H43ZM42 193V194H43ZM177 193V192H176ZM180 193V192H179ZM264 193V192H263ZM72 194V191L70 192L69 195ZM78 194L79 191H78ZM258 194H259V191H258ZM257 194V195H258ZM262 193H260L259 195H261ZM68 195V196H69ZM73 195V194H72ZM82 195V194H81ZM178 195V194H177ZM263 195V194H262ZM83 196V195H82ZM44 197V196H43ZM70 197V196H69ZM74 197V196H72ZM76 197L77 196V193H76ZM75 197V198H76ZM179 197V195H178ZM238 196H236V199H237ZM259 198V196H257ZM261 197V196H260ZM41 198V197H40ZM79 198V197H78ZM249 198V197H248ZM43 199V198H42ZM77 199V198H76ZM167 199V198H166ZM184 199L185 202H187V206H183V203H179L180 200ZM235 199V200H236ZM264 199V197H263ZM65 200V199H64ZM81 200V199H79ZM157 200V199H156ZM155 200V201H156ZM168 200V199H167ZM234 200V201H235ZM77 201V200H76ZM154 201V200H153ZM182 200V202H184ZM84 202V201H83ZM126 202V201H125ZM158 202V201H157ZM236 202V201H235ZM82 203V202H81ZM85 203V202H84ZM141 203V202H140ZM159 203V202H158ZM256 203V202H255ZM264 203V202H263ZM263 203L256 205L257 208H259V218L258 220L261 218V221L259 220L258 222H260V227L258 229H263L264 230V205ZM76 204V203H75ZM122 204V203H121ZM139 204V203H138ZM137 204V205H138ZM113 205V206H114ZM182 205V207H180ZM75 206V205H74ZM84 206V205H82ZM153 206V205H152ZM174 207H176L175 205H172ZM208 206H211L208 207ZM76 207V206H75ZM130 207H133L132 206V203H130ZM3 208V207H2ZM135 208V206H134ZM141 207H139L138 209H140ZM143 208V206H142ZM141 208V209H142ZM213 208V209H212ZM231 208V207H230ZM100 209V208H99ZM97 209V210H99ZM133 209V208H132ZM138 209H135V214L137 212V215L138 217L140 218V215H141V211L139 212ZM175 209V208H174ZM89 210V211H90ZM94 210V209H93ZM97 210H94V211H97ZM219 210V209H218ZM233 211L235 210V208L232 209ZM116 211V210H115ZM143 211V210H142ZM189 211H194V213L191 215L190 213H188ZM248 211V210H247ZM118 212V211H117ZM143 212H146V211H143ZM235 212V211H234ZM249 212V211H248ZM95 213V212H94ZM157 213V212H156ZM155 213V214H156ZM233 213V212H232ZM96 214V213H95ZM189 214V215H188ZM235 214V213H234ZM30 215V214H29ZM137 215L135 216L136 218V221L132 219V221H129V223H131V225L129 226L128 229L124 228V233L126 234V242H127V245H131L133 244L134 246L137 245V247L139 248L140 250V246H144L146 244H143L144 242H142L143 240H139L140 239V234H143L142 237H145L144 239L147 240L149 239V236L152 237L148 232L149 229H147V227L145 225H142L143 221H144V216L143 217V221L142 223L140 224L139 221H137ZM143 215V213H142ZM157 215V214H156ZM197 215V216H198ZM95 216V215H94ZM98 217V215H97ZM101 217V216H100ZM165 217V216H164ZM177 217V216H176ZM181 217V216H180ZM195 217V216H194ZM30 218V216H29ZM192 218V217H191ZM230 218V217H229ZM233 218V217H231ZM244 218V216H243ZM121 219V218H120ZM181 219V218H180ZM209 221H208V220ZM246 219V222H247V218ZM189 221L191 220L190 218L188 219ZM253 220V219H252ZM127 221H124L122 220V222H127ZM164 221V220H163ZM197 222V220H194ZM231 221V220H230ZM229 221V222H230ZM244 221V220H243ZM139 222V223H138ZM191 222V221H190ZM224 222V221H223ZM253 222V221H252ZM7 223V222H5ZM37 223V222H36ZM146 223V221H145ZM211 223V221H210ZM219 223V222H218ZM51 224V223H50ZM226 224V223H225ZM241 224V223H240ZM243 224V223H242ZM10 225V224H9ZM49 225V224H48ZM55 225V224H54ZM206 223L203 225L205 226ZM223 225V224H222ZM249 225V224H248ZM246 226V227H249V226ZM253 225V223L251 224ZM3 226V225H2ZM89 226V225H88ZM161 226V225H159ZM178 225H175L174 227H176ZM182 226V225H181ZM207 226V225H206ZM6 229L8 230V226H6ZM47 227V226H46ZM52 227V226H50ZM79 227V226H78ZM91 227V226H89ZM88 227V228H89ZM173 226L172 227H169L168 230H159L163 233V235H165L164 237L168 236H175L173 234V232H175L176 230L173 229L174 228ZM179 227V226H178ZM177 227V228H178ZM218 227H220L218 225ZM241 227V226H240ZM149 228V227H148ZM162 228H164V225L162 226ZM209 228V227H208ZM251 228V227H249ZM15 229V228H14ZM55 229V228H54ZM160 229V228H159ZM180 229V228H179ZM223 229V228H222ZM50 230L52 231V229L50 228ZM49 230V231H50ZM182 230V229H181ZM221 230V229H219ZM225 230V229H224ZM227 230V229H226ZM234 230V229H233ZM12 231V230H11ZM55 231V230H54ZM114 231V228L111 227V232ZM118 231V230H117ZM117 231L115 232L114 236L112 237H109V241H110V245H112L111 248H113V244L116 242L115 239V235L117 234ZM155 231H158V230H155ZM180 231V230H179ZM179 231H176V233L178 234ZM184 231V229H183ZM207 231V230H205ZM4 232V231H3ZM92 232V235H90L93 239H97L98 238H101V236L96 233V230H91ZM90 232V233H91ZM185 232V231H184ZM187 232V231H186ZM215 232V229L213 230V233ZM221 232V231H220ZM252 232V231H251ZM55 233V232H53ZM121 233V232H120ZM157 233V232H156ZM161 233V234H162ZM175 233V234H176ZM254 233V232H253ZM252 233V235H253ZM6 234V233H5ZM35 234V233H34ZM33 234V235H34ZM101 234V233H100ZM181 234V233H180ZM203 234V233H202ZM206 234V233H205ZM210 234H212L210 232ZM246 234V233H245ZM184 235V234H182ZM187 235V234H186ZM209 235V233H208ZM205 236L204 238L208 239L209 240V236ZM3 236V235H1ZM89 236V237H90ZM99 236V237H98ZM178 236V235H177ZM255 236V235H254ZM58 237V236H57ZM120 237V236H119ZM141 237V238H142ZM180 237V236H179ZM4 238V237H3ZM1 238L0 237V257L6 259V257H3L6 253L5 251L3 250V241L7 238ZM59 238V237H58ZM105 238V237H104ZM171 238V237H170ZM175 238V237H174ZM199 238H202L203 237H200ZM222 238V237H221ZM246 238V237H245ZM50 239V238H49ZM48 239V240H49ZM106 239V238H105ZM161 239H162V235H161ZM165 239V238H164ZM3 240V241H2ZM32 240V239H31ZM118 240V239H117ZM177 240V238H176ZM175 240V241H176ZM185 240V239H184ZM188 240V239H187ZM200 240V239H199ZM212 240V239H211ZM12 241V240H11ZM50 241V240H49ZM58 241V240H57ZM96 241V240H95ZM106 241V240H105ZM119 241V240H118ZM117 241V242H118ZM122 241V240H121ZM169 241V239H168ZM198 241V239H197ZM202 242V240H200ZM204 241L203 240V245H204ZM207 241V240H206ZM213 241V240H212ZM6 242V241H5ZM15 242V241H14ZM13 242V243H14ZM48 242V241H46ZM45 242V243H46ZM93 242V241H92ZM101 242V241H100ZM148 242V241H147ZM200 242V243H201ZM2 243V244H1ZM44 243V242H43ZM49 243V242H48ZM58 243V242H57ZM56 243V244H57ZM179 243V242H178ZM185 243V241H184ZM189 243V242H188ZM248 243V242H247ZM254 243V242H253ZM251 242V244H253ZM11 244V243H10ZM95 245V242L93 243ZM102 244V243H101ZM104 244V243H103ZM187 243H185V246H186ZM216 244V243H215ZM219 244H220V241H219ZM218 244V246H219ZM236 244V243H235ZM32 245V244H30ZM39 245V249L41 247L40 243H38ZM51 245H52V242H51ZM59 245V244H58ZM62 245V244H60ZM96 245H100L98 243H96ZM109 245V246H110ZM120 245V243H119ZM118 243H117V247L119 246ZM121 245H122V242H121ZM120 245V246H121ZM188 245V244H187ZM207 245V244H205ZM204 245V246H205ZM210 245V244H209ZM246 245V244H245ZM25 245H18L17 246V251L16 252H21L19 255L16 254L15 258L12 257V260L11 262L12 263H15V264H28V262H31L33 261L36 257V251H39L37 250V248L35 249L34 247H31L33 249H35V251H33V249H30L29 247L27 248V245L26 247H24ZM67 246V245H65ZM106 246V245H105ZM131 247L133 248L132 251L129 252V255L127 256L126 258V262L128 261V263L130 264H139L141 262H139L140 258H139V255L137 254L136 252V249L135 247ZM149 246V245H148ZM161 246V245H160ZM157 246L155 245V252L154 253H157L159 254L158 252H160L161 250L164 252L163 249H165L166 247L164 246ZM190 245H188L189 247ZM203 246V247H204ZM215 246V245H214ZM223 247V245H221ZM24 247V253H22V248ZM43 247V246H42ZM53 247V245L51 246ZM130 247V246H129ZM170 247V246H168ZM167 247V248H168ZM176 247V246H175ZM174 246H172V249H176L172 250V255L173 253H175V251H177V247L175 248ZM187 247V246H186ZM209 247V246H207ZM229 247V245H228ZM248 247V246H247ZM27 248V249H26ZM55 248V247H54ZM60 248V247H58ZM114 248L115 247V244H114ZM150 249L152 247H149ZM166 248V249H167ZM201 248V247H200ZM213 248V247H212ZM26 249V250H25ZM42 249V248H41ZM40 249V250H41ZM87 249V248H85ZM118 249H120V247H118ZM117 249V250H118ZM4 252H3V251ZM113 250V249H112ZM202 250V249H201ZM200 250V251H201ZM230 250V248H229ZM252 250V249H251ZM59 251V250H58ZM120 251V250H119ZM118 251V252H119ZM142 251V250H141ZM153 251V250H152ZM198 251V253L200 252ZM246 250H243L242 251V255L245 254ZM14 252V253H16ZM40 252V251H39ZM42 252V251H41ZM162 252V254H163ZM170 252V251H169ZM191 253V249L189 251ZM188 252V253H189ZM202 252V251H201ZM209 252V251H208ZM212 252V251H211ZM210 252V253H211ZM228 252V251H227ZM47 253V252H46ZM108 253V252H107ZM115 253V251H114ZM117 253V252H116ZM146 253V252H145ZM167 253V252H165ZM194 253V252H193ZM204 253H206L204 251ZM13 254V252L11 253ZM153 254V253H152ZM154 256V257H157L160 256V254L157 256ZM195 254V253H194ZM201 254V253H200ZM236 254V253H235ZM7 255H10L7 254ZM43 255V254H42ZM40 255V256H42ZM141 255L142 252H141ZM146 255V254H145ZM169 255V253L167 254ZM179 255V254H178ZM185 255V254H184ZM183 255V256H184ZM192 255V254H191ZM153 256V255H152ZM150 256V257H152ZM193 256V255H192ZM203 259H205V256L206 255H203ZM221 256V255H220ZM224 256V255H222ZM221 256V257H222ZM237 256V255H236ZM235 256V257H236ZM10 257V256H9ZM8 256L7 258L10 259ZM146 257V256H145ZM165 257V256H164ZM163 257V258H164ZM172 257V256H171ZM196 257V256H195ZM199 257V256H198ZM240 257V256H239ZM197 258V257H196ZM195 258V259H196ZM202 258V257H201ZM209 258V257H208ZM207 258V259H208ZM224 258V257H223ZM45 259V258H44ZM43 259V261H45ZM145 259V258H144ZM193 259V258H191ZM191 259L189 260L191 262ZM199 259V258H198ZM222 259V258H221ZM37 260V259H36ZM41 260V259H40ZM39 260V261H40ZM182 260V259H180ZM184 260V259H183ZM186 260V259H185ZM200 260V259H199ZM226 259H223L221 261V264H228L229 261H225ZM7 261V260H6ZM5 261V262H6ZM144 261V260H143ZM153 261V260H152ZM195 262L198 261L197 259L194 260ZM34 262V261H33ZM38 262V261H37ZM37 262H35L34 264H36ZM179 262V261H177ZM176 262V263H177ZM189 262V263H190ZM201 262V261H200ZM206 262V261H205ZM32 263V262H31ZM40 263V262H39ZM187 263V260L185 262V264ZM187 263V264H189ZM199 263V262H197ZM203 263V262H202ZM33 264V263H32ZM41 264H44V263H41ZM154 264V263H152ZM174 264V263H173ZM179 264V263H178ZM182 264V262H181ZM192 264V263H190ZM209 264V262H208ZM232 264V262H231ZM234 264V262H233Z\"/></svg>","mask_w":264,"mask_h":264}]
</instances>
